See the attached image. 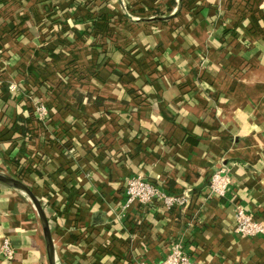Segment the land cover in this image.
<instances>
[{"label":"crops","instance_id":"1","mask_svg":"<svg viewBox=\"0 0 264 264\" xmlns=\"http://www.w3.org/2000/svg\"><path fill=\"white\" fill-rule=\"evenodd\" d=\"M36 96L47 124L21 120ZM0 171L40 200L57 264H158L177 238L196 264H264V233L233 227L237 204L264 225V0H0ZM137 175L189 203L127 209ZM6 237L0 264H50L33 202L0 182Z\"/></svg>","mask_w":264,"mask_h":264},{"label":"built area","instance_id":"2","mask_svg":"<svg viewBox=\"0 0 264 264\" xmlns=\"http://www.w3.org/2000/svg\"><path fill=\"white\" fill-rule=\"evenodd\" d=\"M34 107V115L37 120L43 124H47L51 118V114L46 102L42 97H31ZM230 178L222 171L216 172L212 175L210 181V194L212 196H224L227 192ZM164 185L165 182H162ZM155 183L142 175H137L129 178L126 184V208L128 209L132 204L138 202L141 205L152 204L155 200L162 201L167 208L184 207L190 201L191 193L188 189L183 190L181 193H169L159 187ZM235 224L234 231L238 234L246 236H257L264 233V225L261 221L254 218L252 212L237 204L235 206ZM1 254L7 259H13L15 255V248L13 247L9 238H4L1 247ZM158 264H196L185 250L184 241L177 238L171 244L170 252Z\"/></svg>","mask_w":264,"mask_h":264},{"label":"water","instance_id":"3","mask_svg":"<svg viewBox=\"0 0 264 264\" xmlns=\"http://www.w3.org/2000/svg\"><path fill=\"white\" fill-rule=\"evenodd\" d=\"M0 182L24 192L28 196V198H30V200L33 202L42 223L49 262L50 264H57L56 251L49 226V220L38 197L34 194V192L27 183L15 176L0 171Z\"/></svg>","mask_w":264,"mask_h":264},{"label":"trees","instance_id":"4","mask_svg":"<svg viewBox=\"0 0 264 264\" xmlns=\"http://www.w3.org/2000/svg\"><path fill=\"white\" fill-rule=\"evenodd\" d=\"M29 108H30V110L32 111L33 110V107L31 108L30 106H29ZM28 118V119H27ZM22 119H24L25 121L24 122H27V121H31V120H34V121H37V122H39L38 120H37V118L35 117V115H33L32 114V116H29V117H25V118H21V120ZM23 121V120H22ZM28 122V123H29ZM23 124L22 126H18V127H15V129H14V132H13V134H12V136L10 137V140H13V139H15V138H19V137H25V136H27V137H32V135L34 134V129L32 128V127H30L29 126V124ZM40 124H42L41 122H39ZM13 160L14 161H16L17 162V160H16V157L15 158H13ZM24 171H22L21 173H23ZM26 172V171H25Z\"/></svg>","mask_w":264,"mask_h":264}]
</instances>
